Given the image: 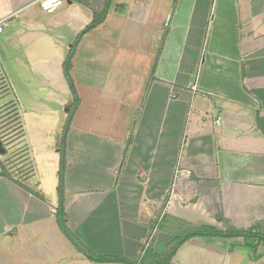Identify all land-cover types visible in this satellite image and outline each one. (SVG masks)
I'll return each instance as SVG.
<instances>
[{
	"label": "crops",
	"instance_id": "obj_1",
	"mask_svg": "<svg viewBox=\"0 0 264 264\" xmlns=\"http://www.w3.org/2000/svg\"><path fill=\"white\" fill-rule=\"evenodd\" d=\"M34 2L0 0V73L34 180L0 177V264H122L89 261L56 222L63 64L104 0L52 16ZM69 74L63 210L90 253L155 264L192 232L264 236V0H111ZM168 264H264V242L194 236Z\"/></svg>",
	"mask_w": 264,
	"mask_h": 264
},
{
	"label": "trees",
	"instance_id": "obj_2",
	"mask_svg": "<svg viewBox=\"0 0 264 264\" xmlns=\"http://www.w3.org/2000/svg\"><path fill=\"white\" fill-rule=\"evenodd\" d=\"M110 2L111 0H104V5L101 11L94 13L93 15V19L90 22V24L81 31V33L77 36L75 43L73 44L71 50L69 51L64 64H63V74H64V78L69 86L71 95H72V104L70 107V111L67 115L61 136H60V143H59V162H58V170H57V187H56V191L58 194V207L56 209V222L57 225L60 229V231L62 232V234L70 241V243L76 248V250L78 252H80L84 257H86L89 261H93V262H97V263H122V264H134L130 261L121 259V258H117V257H98L93 255L92 253H90L76 238L75 236H73L72 233H70V231L67 229L66 227V217H65V213L63 210V195H64V175H65V170H66V162H65V143H66V136L67 133L69 131V126L71 123V120L73 118L74 112L77 108V104H78V96L76 93V90L74 88V84L73 81L70 77L69 74V70L71 68V60L73 58L74 55V51L75 48L79 42V40L81 39V37L83 35H85L86 33H88L89 31H91L92 29H94L96 26H98L100 23H102V21L105 19L107 11L109 9L110 6ZM8 90H10L8 88ZM11 96L14 98L12 92L10 91ZM14 109H15V114H14V118L19 121V117H18V113H17V108L16 105L14 104ZM256 121L259 125V127L262 129V132L264 134V126L262 124H260L259 119L256 117ZM19 127V130L22 134L23 137V130L21 127V124ZM9 142V140L7 139V137L5 136H1L0 135V142L2 144V147L4 149L3 154L0 155H6L7 152L5 151V143ZM0 177H4L7 178L9 180H11L12 182H16L13 180V178L10 175L9 170L6 168V166L4 164H2L0 162ZM27 192L31 193L32 195H34L35 197H37L40 200H44V198L38 194L37 192H33L29 189H27L25 186H22ZM253 230L258 231V228H254L252 230H249L247 232H229V233H225V234H219V233H215V232H192L189 234H186L185 236H183L177 243L176 245L168 252V254L162 258V259H156L154 262L155 264H168L171 257L174 255V252L176 250V248L181 245L182 243H184L187 239H189L190 237H194V236H207V235H222L223 237H241L244 239L245 243L247 245L250 246H256V242L260 243V242H264V236H262L259 232H253Z\"/></svg>",
	"mask_w": 264,
	"mask_h": 264
},
{
	"label": "rangeland",
	"instance_id": "obj_3",
	"mask_svg": "<svg viewBox=\"0 0 264 264\" xmlns=\"http://www.w3.org/2000/svg\"><path fill=\"white\" fill-rule=\"evenodd\" d=\"M15 112L14 99L0 73V135L9 140L4 145L7 154L0 155V162L6 166L12 178L32 189L34 180L28 146L21 132L18 131L21 122L14 118ZM40 131L43 132V128L42 130L40 128Z\"/></svg>",
	"mask_w": 264,
	"mask_h": 264
},
{
	"label": "built area",
	"instance_id": "obj_4",
	"mask_svg": "<svg viewBox=\"0 0 264 264\" xmlns=\"http://www.w3.org/2000/svg\"><path fill=\"white\" fill-rule=\"evenodd\" d=\"M39 10L47 15V16H52L57 10H59L63 4L64 0H35L34 2ZM5 21L6 20H1L0 21V33L2 32L3 27L5 26Z\"/></svg>",
	"mask_w": 264,
	"mask_h": 264
},
{
	"label": "water",
	"instance_id": "obj_5",
	"mask_svg": "<svg viewBox=\"0 0 264 264\" xmlns=\"http://www.w3.org/2000/svg\"><path fill=\"white\" fill-rule=\"evenodd\" d=\"M67 112H68V110H67ZM59 149V148H58ZM59 151V150H58ZM3 152H4V149H3V147H2V144H1V142H0V154H3Z\"/></svg>",
	"mask_w": 264,
	"mask_h": 264
}]
</instances>
